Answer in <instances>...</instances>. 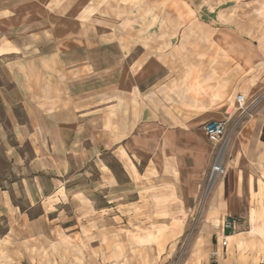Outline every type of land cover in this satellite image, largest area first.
<instances>
[{
	"label": "crops",
	"instance_id": "0c3cea01",
	"mask_svg": "<svg viewBox=\"0 0 264 264\" xmlns=\"http://www.w3.org/2000/svg\"><path fill=\"white\" fill-rule=\"evenodd\" d=\"M82 1L53 3L78 13L50 32L40 20L6 29L23 5L0 4V56L31 49L29 61L58 68L65 98L28 99L18 133L33 169L53 174L47 198L82 203L98 241H57L54 212L19 213L24 240L0 264H162L200 203L181 264H264V98L243 114L235 100L264 92V0ZM209 120L227 121L228 145L202 200ZM232 216L223 248L219 226ZM124 219L138 220L126 261Z\"/></svg>",
	"mask_w": 264,
	"mask_h": 264
},
{
	"label": "rangeland",
	"instance_id": "374dc122",
	"mask_svg": "<svg viewBox=\"0 0 264 264\" xmlns=\"http://www.w3.org/2000/svg\"><path fill=\"white\" fill-rule=\"evenodd\" d=\"M58 1L68 2V0H0V4H12L11 6L15 7L23 5L21 9L16 8L12 11L10 27L6 29L15 30L14 25H17L19 20H26L28 24L40 20L42 28L48 32L51 29H61L60 26L65 24L66 14H76L78 11L55 10L53 3ZM73 1L75 4L83 2L82 0ZM142 1L139 0L140 5ZM140 10V18H149L145 11ZM129 13L128 11L126 15L128 16ZM126 15L124 17H127ZM0 31H3V27ZM15 51L16 53L0 56V256L8 253L5 246L24 240V238H19L16 229L18 223L16 217L19 213L33 219L44 214V210H49L54 212L49 214V219L50 221L53 219L55 227L58 228L55 237L57 241L63 243L97 242L98 235L94 233L95 229L89 227V223L94 220L92 218L87 220L83 217L87 211L82 203L56 202L55 197L47 198L53 189L50 181L53 174L37 172L33 169L31 163L34 157L33 147L18 133L19 125L25 123L28 116L29 107L27 105L30 104L28 99H36V95L39 94L46 97L48 93L46 89L52 90L56 100L65 98L64 84L60 82L59 70L50 62H43L42 66L29 61L30 55L24 57V54L31 53V49L27 52ZM237 112L240 110L237 109ZM207 174L202 190V200L208 182ZM77 178L82 179L81 176ZM201 205L202 203L199 204L200 207L194 209L192 214L190 213L186 233L177 239L173 256L162 264H181L191 242V234L196 224L195 214L201 210ZM137 221L123 220L124 261L127 260L126 256L132 253L131 229L137 228ZM12 250L10 254L14 253ZM70 259L71 261L67 260L62 264H71L72 258Z\"/></svg>",
	"mask_w": 264,
	"mask_h": 264
},
{
	"label": "built area",
	"instance_id": "2783aa9c",
	"mask_svg": "<svg viewBox=\"0 0 264 264\" xmlns=\"http://www.w3.org/2000/svg\"><path fill=\"white\" fill-rule=\"evenodd\" d=\"M264 98V92L249 99L246 98L243 94H237L235 97L237 103V109L240 110V113H247V110L258 104ZM202 131L205 137L213 142V153L212 159L208 170V182L207 187L204 191V197H206L211 188L214 185L216 179L224 173L225 170V151L228 145V127L226 120H209L202 125ZM223 232L220 237L221 246L223 248L227 245V238L230 232L234 230L235 227V217L224 218L219 226ZM211 256L213 261L216 262L217 252L212 251Z\"/></svg>",
	"mask_w": 264,
	"mask_h": 264
},
{
	"label": "trees",
	"instance_id": "16d2710c",
	"mask_svg": "<svg viewBox=\"0 0 264 264\" xmlns=\"http://www.w3.org/2000/svg\"><path fill=\"white\" fill-rule=\"evenodd\" d=\"M263 139H264V136H263Z\"/></svg>",
	"mask_w": 264,
	"mask_h": 264
}]
</instances>
